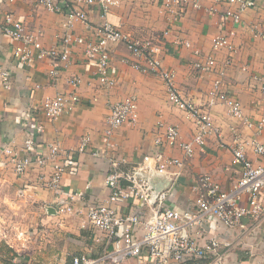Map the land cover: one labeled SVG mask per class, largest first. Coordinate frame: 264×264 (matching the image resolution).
<instances>
[{
    "label": "crops",
    "instance_id": "0c3cea01",
    "mask_svg": "<svg viewBox=\"0 0 264 264\" xmlns=\"http://www.w3.org/2000/svg\"><path fill=\"white\" fill-rule=\"evenodd\" d=\"M117 1L106 19L135 38L158 41L162 65L173 71L178 92L198 107L207 108V91L212 80L219 76L226 58L225 51L217 52L214 55L216 67L210 73H203L195 67L197 62H203L211 54L212 40L223 31L218 18L209 17L204 10L213 4V0H199L202 9L186 8L177 21L157 1ZM82 9L92 25L99 22L97 7ZM221 9H224L223 5ZM5 13H11L28 32L39 35L47 47L59 44L64 34L61 25L66 20L65 10L50 12L36 0H0V66L12 69L11 89L0 91V200L15 203L18 197L21 202L30 203L29 210L20 213L25 215L28 212L35 226L48 224L45 228H49L40 243L36 242L37 232L44 230L37 229L33 235L26 232V239L23 236L15 245L6 239L0 240V264H69L75 256L95 257L111 249L104 235L87 225L86 218L87 205L93 201H105L110 194L104 183L109 171L106 159L89 153L74 155L72 166L63 175L61 183L63 196L74 194L77 198L71 213L59 214L52 193L44 185L51 172L50 163L44 168H31L23 177L15 176L11 166L5 163L2 149L8 146L20 151L24 143L28 127L22 114L44 97L72 91L67 81L72 76H79L81 84L77 93L80 104L76 110L54 121L38 115L35 120L44 126L42 140L46 144L58 143L64 150L75 149L80 138L88 135L91 146L101 150L110 105L134 97L138 107L136 122L122 125L112 137L117 152L127 158L128 168L154 150L155 137L163 134V130L157 129L158 121L177 126L181 140L190 141L193 120L167 103L165 86L159 76L142 74L120 62L127 56L122 45L111 48L112 77L115 80L112 89L99 86L94 78V64L85 61L79 47L73 48L72 64L61 73L57 82L49 77L47 61L34 67L15 65L12 57L15 43L1 31ZM74 27L75 34H88L79 23ZM254 27L258 31L264 28V0H255L254 8L246 11L241 23L235 26L233 44L236 51L220 79L222 89L238 99L244 116L255 122L264 117V94L258 80L264 75V39L255 34ZM230 28L232 26L227 25L226 29ZM210 113L217 132L210 135L201 148L194 145L193 156L184 159L180 177L167 197V206L179 211L194 208L192 186L202 175L211 177L224 191L231 189L241 175V168L233 163L231 154L236 138L248 143L252 140L264 143V131L257 134L255 128L245 127L240 120L230 116L223 104L213 106ZM164 151L166 155L182 157L177 149L165 147ZM246 152L250 160L257 162L249 145ZM154 177L156 183L166 184L165 180ZM122 189L129 191L124 185ZM134 205H141L144 217L149 216V208L133 198L120 203L119 207L125 213ZM243 223L244 229H229L210 221L209 227H195L191 235L200 244L216 238L225 252V264H264V213L258 220L244 219ZM144 264L150 263L146 261Z\"/></svg>",
    "mask_w": 264,
    "mask_h": 264
},
{
    "label": "built area",
    "instance_id": "2783aa9c",
    "mask_svg": "<svg viewBox=\"0 0 264 264\" xmlns=\"http://www.w3.org/2000/svg\"><path fill=\"white\" fill-rule=\"evenodd\" d=\"M12 1V0H10ZM159 2L166 13L177 21L186 8L202 9L199 0H154ZM50 12L65 10L66 20L62 23L64 31L59 44L47 47L39 35L28 32L24 25L14 19L11 13H5L1 31L15 43L12 57L15 65L34 67L47 61L49 77L57 82L61 73L72 64L73 48L79 47L87 63L95 66L94 78L103 89H112L115 80L112 77L111 48L124 46L127 56L120 62L142 74H154L163 81L167 103L185 113L193 120V135L190 141L181 140L177 126L165 125L158 121L157 129L162 135L154 139V150L144 156L138 164L128 168V160L117 152L112 140L114 132L124 124H134L137 120V103L134 97L111 104L106 116L103 132L102 149H94L88 135L80 138L75 149L64 150L58 143L46 144L42 138L44 126L36 121L41 116L47 120H57L67 113H73L80 104L77 88L81 84L79 76H72L67 83L72 91L60 92L53 97H44L37 105L29 107L26 113L25 126L28 131L20 151L4 147L2 153L11 166L15 176L23 177L33 167L44 168L51 164V172L44 180L45 187L52 193L56 212L69 214L77 198L74 194L63 196L62 177L71 168L74 155L89 153L93 157H103L108 163L105 186L110 194L105 201H93L87 205V225L104 235L111 249L95 257L75 256L69 264H225V252L216 238L200 244L191 235L195 227H209L214 221L229 229H244V219L258 220L264 213V143L257 141L244 142L240 138L231 147L233 163L240 166L241 175L228 191L208 175L200 176L192 186L195 194L193 209L179 211L167 206V197L177 183L184 164V159L194 154V145L202 147L207 138L217 132L212 121L210 110L216 104H223L231 117L238 119L247 128H255L257 134L264 131V117L255 122L244 116L238 99L229 96L222 89L220 76L231 63L235 53L233 38L242 21V15L254 8L255 0H213L205 7L209 17H217L223 31L214 37L211 43V54L195 67L203 73L215 70V54L226 52L219 76L212 80L207 91V108H200L189 99H185L174 86V73L166 69L160 59L159 42L153 38L138 39L112 25L106 15L117 0H36ZM222 5L224 9H221ZM83 7H97L99 22L90 23ZM79 23L88 30L87 35L75 34V24ZM227 25L232 28L226 29ZM256 35L264 39V28L257 30ZM189 46L188 43L184 44ZM131 57V59H130ZM12 69L0 66V91L10 90ZM264 94V75L258 78ZM250 146L257 162L247 156ZM181 151L182 157L166 155L164 148ZM127 166V167H126ZM156 175L167 183L156 187L150 176ZM129 191L122 189V186ZM133 198L149 208L147 218L141 211V205L130 207L123 213L119 204Z\"/></svg>",
    "mask_w": 264,
    "mask_h": 264
},
{
    "label": "rangeland",
    "instance_id": "374dc122",
    "mask_svg": "<svg viewBox=\"0 0 264 264\" xmlns=\"http://www.w3.org/2000/svg\"><path fill=\"white\" fill-rule=\"evenodd\" d=\"M3 192L6 193L5 191ZM29 208L30 203L28 204L27 202H21L18 197H16L15 203L12 201L2 202L0 200V240L6 239L15 245L17 244V241L21 240L23 236L26 239V232L33 235L35 234L36 229L38 231L44 230L40 233L37 232V243H40V240L46 238L45 230L49 228H45V225L48 224L38 223V225L35 226L33 220L28 217V212L23 215L24 210H29ZM21 210L23 211L22 213H20Z\"/></svg>",
    "mask_w": 264,
    "mask_h": 264
},
{
    "label": "water",
    "instance_id": "95a60500",
    "mask_svg": "<svg viewBox=\"0 0 264 264\" xmlns=\"http://www.w3.org/2000/svg\"><path fill=\"white\" fill-rule=\"evenodd\" d=\"M149 178H150V180H151V183H153L156 187H162L163 184H164V183H159V184L156 183V181H154V178H155L154 176H150ZM166 184H167V183H166ZM166 184H165V185H166ZM48 212H49V211H48ZM49 213H50V212H49Z\"/></svg>",
    "mask_w": 264,
    "mask_h": 264
}]
</instances>
